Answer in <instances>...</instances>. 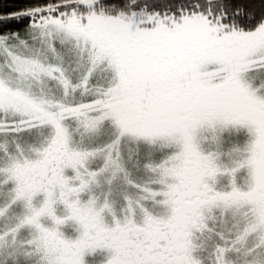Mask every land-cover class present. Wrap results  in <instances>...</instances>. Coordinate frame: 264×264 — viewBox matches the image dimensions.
<instances>
[{"label": "snow or ice", "instance_id": "6c2138e0", "mask_svg": "<svg viewBox=\"0 0 264 264\" xmlns=\"http://www.w3.org/2000/svg\"><path fill=\"white\" fill-rule=\"evenodd\" d=\"M0 264H264V0H0Z\"/></svg>", "mask_w": 264, "mask_h": 264}]
</instances>
